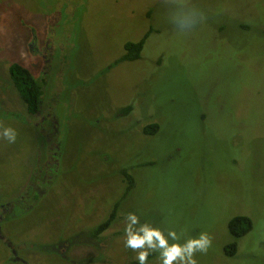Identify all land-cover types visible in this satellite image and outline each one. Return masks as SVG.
<instances>
[{"label": "rangeland", "instance_id": "rangeland-1", "mask_svg": "<svg viewBox=\"0 0 264 264\" xmlns=\"http://www.w3.org/2000/svg\"><path fill=\"white\" fill-rule=\"evenodd\" d=\"M191 3L206 19L180 33L170 0H0V126L18 131L0 138V264H136L130 211L208 231L199 264H264V0ZM13 63L43 86L35 115ZM236 215L253 222L241 238Z\"/></svg>", "mask_w": 264, "mask_h": 264}, {"label": "clouds", "instance_id": "clouds-1", "mask_svg": "<svg viewBox=\"0 0 264 264\" xmlns=\"http://www.w3.org/2000/svg\"><path fill=\"white\" fill-rule=\"evenodd\" d=\"M167 19L180 33L191 32L206 19L203 9L191 0H170ZM18 131L11 126H0V138L15 143ZM186 228L160 226L141 214L130 211L124 214V247L136 253V264H149V256L156 253L159 264H199L197 254L207 253L213 240L208 231L186 235Z\"/></svg>", "mask_w": 264, "mask_h": 264}, {"label": "trees", "instance_id": "trees-1", "mask_svg": "<svg viewBox=\"0 0 264 264\" xmlns=\"http://www.w3.org/2000/svg\"><path fill=\"white\" fill-rule=\"evenodd\" d=\"M147 34L138 41H128L125 45L127 53L121 56L120 60H134L141 56V50L144 46ZM10 74L13 83L20 92L21 96L25 100L28 111L30 114L35 115L39 112L41 107V98L43 95V86L36 79L32 71L21 63H13L10 66ZM129 110L130 107L124 108ZM160 129V123L157 121L146 123L142 131L145 134L153 135L156 134ZM126 178L128 179V191L132 189L135 185V179L131 173L128 172L126 168L122 169ZM117 207H115L110 214V216L103 221L101 224L97 225L89 234L94 239H99L101 233L107 229V227L116 218ZM253 226L251 218L247 215H236L229 222V229L235 238H241L246 235ZM238 242L237 240L230 242L225 246V251L230 255H234L237 252Z\"/></svg>", "mask_w": 264, "mask_h": 264}, {"label": "flooded vegetation", "instance_id": "flooded-vegetation-1", "mask_svg": "<svg viewBox=\"0 0 264 264\" xmlns=\"http://www.w3.org/2000/svg\"><path fill=\"white\" fill-rule=\"evenodd\" d=\"M123 56V55H122Z\"/></svg>", "mask_w": 264, "mask_h": 264}]
</instances>
